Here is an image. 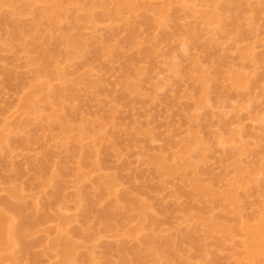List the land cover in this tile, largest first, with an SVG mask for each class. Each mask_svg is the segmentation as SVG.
<instances>
[{"label": "rangeland", "instance_id": "rangeland-1", "mask_svg": "<svg viewBox=\"0 0 264 264\" xmlns=\"http://www.w3.org/2000/svg\"><path fill=\"white\" fill-rule=\"evenodd\" d=\"M37 1L19 0L14 6L7 3L0 7V211L7 209L8 202L16 203L28 219L35 215L33 204L38 209L31 218L33 225L29 220L26 237L32 252L29 249L24 254L17 247L18 253L15 248V262L55 263L50 243L66 224L69 238L77 244L76 255L83 256L78 257V264H155L152 255L168 242L173 243L169 247L175 249L174 255L171 248L166 250L177 258L176 264H244V260L251 264L245 255L250 228L244 230L264 219V0H132L131 9L121 13L125 0ZM58 6L65 14L57 15L54 10ZM209 16L214 23L208 21ZM11 18L20 19L29 28L27 35L20 36L24 44L19 39L23 48L19 42L15 48L10 45L16 38ZM78 35L86 45L78 40L74 47L77 44L72 39ZM46 50L57 51L48 67L54 65L51 74L57 72L62 78L50 75L46 78L49 82L44 80L55 89L57 101L53 94L49 98L50 90L42 92L47 87L43 88L37 59ZM232 76L235 82L230 80ZM203 77H207L204 82ZM237 77L243 80L242 85ZM213 78L215 83L209 82ZM89 79L94 81L92 85ZM206 84L210 88L206 87L205 94L202 87ZM38 90L44 95H38ZM30 91L39 98L34 96L37 108L26 111L24 100L32 95ZM202 93L207 107L203 109L202 103L198 109L196 102ZM47 97L49 104L44 100ZM66 120L73 127L69 136L61 129ZM28 124V129L23 127ZM81 127L88 128L83 131L89 137L83 142L85 133H81L78 146L74 139L83 132ZM64 133L72 141L62 137ZM186 139L190 141L186 143ZM91 142L99 148L100 156L93 150L99 161L97 171L83 165V151L89 150ZM183 142L190 146L188 154ZM161 158L165 175L160 172ZM237 162L242 164L240 169ZM83 173L84 180L79 183L78 175ZM107 176L117 181L113 195L97 182ZM78 194L81 203L75 197ZM141 201L148 206L142 205L149 208L152 221L143 222L145 218L139 216L147 211L141 208ZM114 203L117 208L123 205L117 210ZM13 207L7 212L14 211ZM104 218L114 219L115 224ZM141 225L142 235L138 233ZM146 240L159 246L153 250ZM145 247L149 248L148 256ZM137 248L141 252L133 253ZM167 252L162 256L159 252L161 264H175ZM261 262L255 264H263V259Z\"/></svg>", "mask_w": 264, "mask_h": 264}, {"label": "bare ground", "instance_id": "bare-ground-1", "mask_svg": "<svg viewBox=\"0 0 264 264\" xmlns=\"http://www.w3.org/2000/svg\"><path fill=\"white\" fill-rule=\"evenodd\" d=\"M41 1H42V0H40L39 2L42 4ZM17 2L19 3V0H0V4H1L0 7H1L2 5L7 4V3H9V4H11V5L14 6V5L18 4ZM37 2H38V1H37ZM39 2H38V3H39ZM35 3H36V2H35ZM120 3H121V2H120ZM133 3H134V2H133ZM23 4L25 5V3H23ZM23 4H22V2H21V6H22ZM122 4H123V5H122V10L119 8V7H121V5H120V6H119V5L117 6V7H118L117 10L120 9V13H121V11H123V10H128V8L131 9V5H132V6L134 5V4H132V0H125V3H124V1H123ZM19 5H20V4H19ZM31 5H32L31 1H28L27 6L30 8ZM35 5H36V4H35ZM102 6H103V5H102ZM5 8H6V7H5ZM5 8H3V9H5ZM20 8H21V7H20ZM24 8H25V7H24ZM41 8H42V6H41ZM53 8H54V7H53ZM55 8H56V9H55L54 11H55V12L57 11V12H56L57 15H59L58 13L64 11V8L62 9V11H60L62 7L59 8V6H58V7H55ZM123 8H127V9H123ZM1 10H2V9H1ZM1 10H0V11H1ZM11 10H12V9H11ZM20 10H21V9H20ZM24 10H25V9H24ZM21 11H22V10H21ZM24 12H25V11H24ZM40 12H43V11H40ZM48 12H50V11H48ZM117 12L119 13V11H117ZM25 13H26V12H25ZM50 13H51V12H50ZM62 13H63V12H62ZM62 13H61V14H62ZM120 13H119V15H120ZM20 14H21V13H20ZM41 14H42V13H41ZM53 14H54V13H53ZM64 14H65V11H64ZM43 15H44V14H43ZM55 15H56V14H55ZM55 15H54V17H55ZM57 15H56V16H57ZM117 15H118V14H117ZM22 16H25V15H24V14L21 15L20 18H21ZM210 16L212 17L213 15H210ZM210 16H209V19H211V20L208 19V21H209L210 23H211V22L214 23V22L212 21V20H214V18H217V19H218V17H214L215 15L213 16V17H214L213 19H212ZM6 17H7V15H6ZM9 17H10V16H9ZM9 17H8V18H9ZM12 17H13V16H12ZM14 17H15V16H14ZM14 17H13V18H14ZM41 17H43V16H41ZM47 17H48V16H47ZM58 17L60 18V17H62V16L60 15V16H58ZM13 18H11L10 20L15 21L16 19H13ZM23 18H24V17H23ZM23 18H21V21H22ZM44 18H46V15H45ZM49 18H50V20L52 19L51 16H50ZM49 18H48V19H49ZM207 18H208V17H207ZM217 19H215V20H217ZM46 20H47V19H46ZM54 20H55V19H54ZM57 20H58V18L56 19V21H57ZM13 21H12V23H13ZM51 21H52V20H51ZM48 22H49V21H48ZM58 22H59V21H58ZM50 23H51V22H50ZM52 23H53V22H52ZM14 24H15V27L13 26L14 28H13V27H12V28H13L15 31L13 30V32L15 33V34H14L15 37L18 38V39L15 38L16 41H15V40L13 41L14 44H12V41H10V45H11V46L13 45L14 48H15V47H16V46H15V43H16V44H19V43H20V44H19L20 46H19V45H18V46L23 48L24 45H22L21 42H19V39L22 40V43L24 42L23 39H22V37L20 38V36H25V34L27 35V32L29 31V28L26 26V24L24 25L23 23H21V22H20V19H19L18 21H15V22L13 23V25H14ZM53 24H54V23H53ZM56 24H57V22H56ZM58 24H59V23H58ZM51 25H52V24H51ZM56 26H57V25H56ZM57 27H58V26H57ZM30 28H32V27H30ZM33 29H34V28H32V30H33ZM32 30H31V31H32ZM28 34H29V33H28ZM33 36H34V35H33ZM76 38H77V39H76ZM76 38H73V39H72V41L74 40V42H76V43H74V44H77V41H78V40H79V41H82V40H83V38H82V40H80L81 37H79V35H78V37H76ZM10 40H11V39H10ZM65 40H66V39H65ZM69 41L71 42V39H70ZM18 42H19V43H18ZM82 43H84V41H82ZM23 44H24V43H23ZM59 44H60V43H59ZM65 44H66V42H65ZM71 44H73V42H71ZM21 45H22V46H21ZM79 45H80V43H79ZM84 45H86V44L84 43ZM77 46H78V44H77L76 46H74V47H77ZM80 46H81V45H80ZM82 46H83V45H82ZM58 47H59V46H58ZM12 48H13V47H12ZM36 48H37V47H36ZM49 48H50V50H51V47H49ZM63 48H64V47H63ZM81 48H83V47H81ZM81 48H80V49H81ZM17 49H19V48H17ZM53 49H54V48H53ZM56 49H57V48H56ZM15 50H16V49H15ZM57 50H58V49H57ZM47 51H48V50H46V51H41L40 54H39V57H38V59H37L38 64H40V66H41V67H40L39 74L41 73V76L44 77L43 79H42V78H41V79H42V81L47 80L48 77H51L50 75H53V77H54V75H56L57 77H56V76H55V77H56L57 79H59V78H60L59 73H58L59 78H58L57 72H56V74H51V72H52L53 70H55V68H56V67H54V65H53V64H55V63H54L55 61H54L53 64H52V65H53V67H52L53 70H51L52 68H49V67H50L49 64H50L53 60H55L54 57H55L57 54H56L54 57H53V55H54L57 51H56L55 53H52L51 51H50V52H49V51L47 52ZM52 51L54 52L55 50H52ZM246 51H248V52H246ZM249 51H250V49H249V50H245L244 53H245V56H246V57H245V56H242L244 59L248 57V56H247V53H249ZM60 52H61V51H60ZM244 53H243V54H244ZM52 54H53V55H52ZM52 65H51V66H52ZM28 66H29V65H28ZM38 66H39V65H38ZM48 66H49V67H48ZM3 69H4V68H3ZM29 69H30V68H29ZM49 69H50L51 71H50ZM56 70H57V69H56ZM4 71H5V70H4ZM1 72H2V70H1ZM219 72H220V71H219ZM232 72H233V71H232ZM238 72H239V71H238ZM238 72H237V75H238ZM5 73H6V72H5ZM11 73H12V71H11ZM13 73H14V72H13ZM234 73H236V72H234ZM7 74H8V76L12 77L11 74L9 75V70H8V73H7ZM216 74H219V73H216ZM216 74H215V75H216ZM242 74L244 75V73H242V72H240V74H239V75L241 76V78L244 77ZM3 75H4V74H3ZM33 75H34V74H32V76H33ZM41 76H40V77H41ZM89 76H90V75H89ZM89 76H88V78H91V77H89ZM216 76H217V75H216ZM55 77H54V78H55ZM200 77H201V76H200ZM232 77L234 78L235 76H232ZM232 77L230 78V80H234V82H235V81H236L235 78L232 79ZM7 78H8V77H7ZM13 78H14V77H13ZM46 78H47V79H46ZM61 78H62V77H61ZM61 78H60V79H61ZM203 78H204V77H203ZM205 78H206V79H205ZM205 78L203 79V82L207 80V77H205ZM215 78H216V77H215ZM215 78L212 79L213 81H212V80L210 81V79H208V80H209V82H211V83H212V82L215 83V82H214ZM41 79H40V80H41ZM50 79H51V78H50ZM60 79H59V80H60ZM199 79H200V78H199ZM199 79H198V82H199L200 84H202V79L200 80L201 82L199 81ZM236 79H237V83L240 84L239 81H241L242 79L238 80L239 77H237ZM63 80H64V79H63ZM89 80H90V81H89ZM89 80H88V81L90 82V84H91V82H94V81H91V79H89ZM61 81H62V80H61ZM64 81H65V80H64ZM216 81H217V80H216ZM245 81H246V82L249 81V80H248V77L246 78ZM44 82H45V81H44ZM44 82H42L43 88L46 89V87H47V90L45 91V90L43 89L42 92L47 93V91L50 90V91L48 92V93H49L48 96H49L50 99H51V96H53V95L56 96V92H54L55 89H54V88H53L54 90L52 89V85H51V87H50V85H48L49 83L47 84L46 82H45V83H44ZM47 82H49V81L47 80ZM231 82L233 83V81H231ZM67 83H68V82H66V84H67ZM87 83H88V82H87ZM206 83L208 84V82H206ZM237 83H236V84L233 83V84H234L235 86H236V85L238 86ZM242 83H243V80H242V82H241L240 85H242ZM46 84H47V85H46ZM92 84H93V83H92ZM92 84H91V85H92ZM204 84H205V83H204ZM207 84H206V85H203V87H202V92H203L204 90L206 91V87L208 86ZM217 84H218V83H217ZM246 84H247V83H246ZM30 85H31V84H30ZM210 85H211V84H210ZM215 85H216V84H215ZM240 85H239V86H240ZM243 85H244V84H243ZM66 86H68V85H66ZM204 86H205V88H204ZM211 86H212V85H211ZM237 86H236V88H237ZM30 87H31V86H30ZM38 87H39V86H37V88H38ZM208 87H209V86H208ZM220 87H221V86H220ZM244 87H245V86H244ZM37 88L35 87L36 90H37ZM61 88H62V87H61ZM200 88H201V87H200ZM209 88H210V87H209ZM217 88H218V89H221V88H219V86H218ZM238 88H239V87H238ZM240 88H242V87H240ZM38 89L40 90V88H38ZM69 89H70V88H69ZM213 89H214V88H213ZM33 90H34V89H33ZM39 90H38V91H39ZM52 90H53V91H52ZM57 90H58V89H57ZM63 90H64V89H62V91H63ZM208 90H209V89H208ZM73 91H74V90H73ZM205 91H204L203 93H205ZM218 91L220 92V90H218ZM30 92H31V91H30ZM33 92H35V90H34ZM42 92L39 91L37 94L39 95V94H41ZM51 92H53V93H51ZM213 92L215 93V90H214ZM223 92H225V90H223ZM31 93H32V92H31ZM35 93H36V92H35ZM203 93H202V96L200 95V96H201L200 98H202V99H199L200 101L197 99L198 101L196 102V103L199 102V104H196V106H198V109L200 108V106H202V105L205 103L206 95H203ZM27 94H28V93H27ZM33 94H34V93H32V95H31L29 98H27V97H28V96H27V97H26L27 100H24V101H25V109H26V111H30V109H32V106L35 107L36 103H38V101L35 99L36 94H34V95H33ZM51 94H53V95H51ZM205 94H206V93H205ZM208 94H210V93L208 92ZM216 94H217V93H216ZM220 94H221V93H220ZM222 94H223V93H222ZM41 95H44V94L42 93ZM50 95H51V96H50ZM32 96H33V97H32ZM34 96H35V97H34ZM204 96H205V97H204ZM208 96H209V95H208ZM37 97H38V96H37ZM37 97H36V98H37ZM42 97H43V96H42ZM44 97H46V95H45ZM71 97H72V96H71ZM24 98H25V97H24ZM26 98H25V99H26ZM38 98H39V97H38ZM38 98H37V99H38ZM49 98L47 97L48 100H46V98L44 99V100L46 101L47 104H49V103H48V102L50 101ZM198 98H199V97H198ZM224 98H225V96H224ZM52 99H53V98H52ZM58 99H59V98H58ZM203 99H204V100H203ZM202 100L204 101V103H203ZM208 100H209V99H208ZM39 101H40V100H39ZM54 101H55V100H54ZM54 101L52 100V102H54ZM56 101H57V96H56ZM59 101H60V100H59ZM59 101H58V102H59ZM206 101H207V99H206ZM52 102H51V103H52ZM59 103H60V102H59ZM202 103H203V104H202ZM52 104H53V103H52ZM55 105H56V104H55ZM204 105H205V104H204ZM204 105H203V109L207 107L206 105H205V106H204ZM48 106H49V105H48ZM35 108H37V107H35ZM53 108H56V106L53 107ZM39 109H40V108H39ZM200 109H202V107H201ZM32 110H33V109H32ZM32 110H31L30 113L33 112ZM42 110H43V109H42ZM55 110H56V111H55ZM55 110H54V112H55V114H56V112H57L58 109H55ZM36 112H37V111H36ZM36 112H35V115H36ZM66 112H68V111H66ZM66 112H65V113H66ZM40 113H41V112H40ZM40 113H39V114H40ZM32 114H33V113H32ZM57 114H58V113H57ZM67 114H68V113H67ZM67 114H66V115H67ZM40 115H41V114H40ZM57 116H58V115H57ZM64 117H66V116H64ZM67 117H68V115H67ZM67 117H66V119H67ZM193 117L196 118V116H194V115H193ZM193 117H192L191 119H194ZM34 118H35V117H34ZM196 119H198V116H197ZM22 120H23V119H22ZM34 120H35V119H34ZM194 120H195V119H194ZM194 120H193V121H194ZM20 122H21V120L19 121V123H20ZM25 122H26V121H25ZM62 122H64V120H63ZM86 122H87V121H86ZM86 122H85V123H86ZM87 123H88V122H87ZM22 124H25V123H22ZM60 124H61V123H60ZM81 124H82L81 126H83V122H82ZM88 125H89V124H88ZM12 126H13V125H12ZM17 126H18V125H17ZM20 126H21V125H20ZM28 126H29V124L26 125V126H23V127L26 128V127H28ZM30 126H31V125H30ZM58 126H59V125H58ZM72 126H73V125H72ZM84 126H86V125L84 124ZM90 126H91V125H90ZM15 127H16V126H15ZM23 127H22V129H24ZM79 127H80V125H79ZM87 127H89V126H87ZM28 128H29V127H28ZM28 128H26V129H28ZM59 128H60V127H59ZM77 128H78V127H77ZM84 128H85V127H84ZM84 128L82 129V127H81L82 130H81V129H80V130L83 131ZM61 129H62V130L64 129L66 132H69V134H68V136H69V135L71 134L70 131L73 130V127H71V125L68 124V123H67V120H66V122H65L64 124H62V128H61ZM61 129H59V130H60L61 133H63V132L61 131ZM71 129H72V130H71ZM85 129H88V128H85ZM9 130H10V129H9ZM15 130H16V129H14V130L12 131V133H14ZM64 130H63V131H64ZM80 130H78V131H80ZM24 131H25V130H24ZM86 132H87V131H86ZM4 133H5V132H4ZM81 133L83 134V133H85V132H84V131H83V132H80V133H79V136L75 135V136H77L76 138H75V136H74V138H75V139H74V142H78V146H79V143H81V138H82V136H83V137L85 136L84 138H82L83 142L86 141V140L84 141V139H88V138H86L87 136L89 137V134L87 135V133H85V135H82V136H81V135H80ZM2 134H3V133H2ZM63 135H64V136H63ZM65 135H66L65 133L62 134V137H67V136H65ZM5 136H6V135H5ZM5 136H3V137L6 138L8 135H7L6 137H5ZM1 137H2V136H1ZM9 137H10V136H9ZM9 137H8V138H9ZM4 138H3V139H4ZM8 138H7V139H8ZM68 138H69V140L72 141V139H70L71 137H67V139H68ZM64 139H65V138H64ZM67 139H65V141H66ZM90 139H91V137H90ZM192 139H193V138H191V140H192ZM8 140H9V139H8ZM69 140H68V141H69ZM187 140L190 141V139H186V140H185L186 143H188ZM95 141H96V140L94 139V142H95ZM193 141H194V140H193ZM193 141H192V142H193ZM5 142H6V141H5ZM74 142H73V144H74ZM91 143H92V142H91ZM96 143H97V142H96ZM183 143H184V144H183ZM183 143H182V145L185 146V142H183ZM5 144H6V143H5ZM75 144H77V143H75ZM93 144H94V143L90 144L89 146H91V145H93ZM89 146L87 147V149H89L88 151L85 149L86 147L83 148V149H85V150L83 151V153L86 152V153L88 154V155H87L86 153H84V154H85V158H84L85 160H83V162H84L83 165H85V164H86V165L89 164V165L91 166V170L95 169V170L97 171L98 169H96V167H97V163H99V161H98V159H96V158H97L96 155L99 153V152H98V151H99V150H98L99 148H98V145H96V144L93 145L94 147L91 146L92 149L89 148ZM74 147H75V146H74ZM76 147H77V146H76ZM76 147H75V149H77ZM188 147H190L189 144L186 145L184 148L181 146V148L185 149L184 152H185L186 154H188L187 152H189V151L191 150V149H188ZM78 148H80V147H78ZM93 148H94V149H93ZM96 149H97V151H96ZM79 150H80V149H79ZM93 150H94V152H96V155L93 154ZM0 151H1V149H0ZM181 151H182V150H181ZM83 153H82V154H83ZM92 155H94V156H92ZM98 155H99V154H98ZM98 155H97V156H98ZM183 155H184V154H183ZM82 156H83V155H82ZM88 156H89V157H88ZM99 156H100V155H99ZM187 156H188V155H187ZM92 157L95 158V159H94L95 161L93 160ZM158 157H159V156H158ZM158 157H157V160H158ZM189 157H190V156H189ZM87 158H88V159H87ZM155 158H156V157H155ZM155 158H154V159H155ZM159 158H160V157H159ZM183 158H185V157L183 156ZM89 159H90V160H89ZM162 159H163V158H161L160 161H161ZM188 159H189V158H188ZM46 160H47V159H46ZM87 160L90 161L91 163L88 162ZM181 160H182V159H181ZM185 160H186V159H185ZM96 161H97V162H96ZM85 162H87V163H85ZM155 162H156V161H155ZM161 162H163V164H161L162 167H163V169H161V170H163V171H160V172H164L162 175H165V170H167V169L164 170V167H165V166H163L164 163H165V161L163 160V161H161ZM157 163H158V162H157ZM157 163H156V164H157ZM159 163H160V162H159ZM159 163H158V164H159ZM237 163H238L237 166H238V168L240 169L239 166H241L242 164L240 165L239 162H237ZM45 164H46V163H45ZM158 164H157V165H158ZM166 164H167V163H166ZM166 164H165V165H166ZM86 165H85V167H88V165H87V166H86ZM65 166H66V164H65ZM90 166L88 167L89 169H90ZM40 167H41V166H40ZM46 167H47V165H46ZM159 167H160V166H159ZM170 167H174V166H170ZM170 167H169V168H170ZM42 168H44V167L42 166ZM66 168H67V170H68V167H66ZM241 168H242V170H243V166H242ZM37 169H38V168H37ZM39 169H40V168H39ZM174 169L178 170L179 168L177 169V167H176V168H174ZM244 169H245V168H244ZM65 170H66V169H65ZM157 170H160V169H157ZM172 170H173V168H172ZM172 170L170 169V171H169V172H170V174H169L170 176H171V173L174 171V170H173V171H172ZM38 171L40 172V170H38ZM179 171H180V169H179ZM244 171H245V170H244ZM244 171H243V172H244ZM246 171H247V170H246ZM42 172H43V171H42ZM80 172L82 173V170H81ZM83 172H84V171H83ZM94 172H95V171H94ZM156 172H158L159 174H161L159 171H156ZM166 172H168V171H166ZM176 172H177V171H176ZM176 172H175V173H176ZM238 172L240 173V171H238ZM243 172H242V173H243ZM247 172H248V171H247ZM247 172H246V174H248ZM84 173H85V172H84ZM84 173H83V174H84ZM40 174H42V173L40 172ZM78 174H79V173H78ZM83 174H82V175H83ZM82 175H81V174L78 175V176H80L79 178H81L80 180L78 179V180H79V183H80V182H83V180H84V179L82 180V178L85 177V174H84L83 176H82ZM166 175H167V173H166ZM244 175H245V173H244L242 176L244 177ZM38 176H40V175H38ZM38 176H37V177H38ZM59 176H60V175H59ZM61 176H62V175H61ZM61 176H60V178H61ZM78 176H77V178H78ZM81 176H82V177H81ZM240 176H241V173H240ZM42 177H43V176H42ZM165 177H166V176H165ZM167 177H168V176H167ZM57 178H59V177H57ZM60 178H59V179H60ZM43 179H44V178H43ZM53 179H54V177H52V180H53ZM64 179H65V178H64ZM99 179H100V178H99ZM38 180H39V179H38ZM57 180H58V179H57ZM78 180H76V181H78ZM53 181H56V180L54 179ZM62 181H63V180H62ZM115 181H116V180H114L113 177H111V176H110V177L107 176V177H103V178H101V179H100L99 181H97V182H99V185H100L101 187H104V189H106L109 193H111V194L113 195V193L115 192V189H116V187H115ZM195 181L197 182L198 180H195ZM116 182H117V181H116ZM56 183H57V182H56ZM59 183H60V182H59ZM61 183H63V182H61ZM97 184H98V183H97ZM56 185H57V187H58V184H56ZM59 185H60V184H59ZM61 185L63 186L64 183L61 184ZM77 185H79L78 182H77ZM197 185H199V184L197 183ZM81 186H82V185H81ZM116 186H118V185H116ZM197 187H198V186H197ZM199 188H202V186H200ZM60 189H61V188H60ZM202 189H203V188H202ZM204 189H206V187H205ZM207 189H209V188L207 187ZM81 190H82V189H81ZM93 190H94V189H93ZM197 190H198V189H197ZM211 190H212V189H211ZM14 191H15V190H14ZM59 191H60V190H59ZM199 191H200V189H199ZM202 191L204 192L205 190H202ZM212 191H213V190H212ZM212 191H211L210 194H213ZM11 193H13V190L11 191ZM109 193H107V194H109ZM207 193H209V192L207 191ZM115 194H117V193H115ZM127 194H128V193H127ZM201 194H202V193H201ZM203 194H204V193H203ZM99 195H100V194H99ZM125 195H126V194H125ZM204 195H205V198H206V200H207V194L205 193ZM214 195H215V194H214ZM214 195H212V196H214ZM115 196H117V195H114V198H116ZM209 196H210V195H209ZM235 196H236V195H235ZM19 197H20V196H18V198H19ZM75 197H76V199H77L78 202H80L81 199H82V198H81L82 196H81L80 194H78V195L75 196ZM120 197H121V195H120ZM124 197H125V196H124ZM126 197H127V196H126ZM21 198H22V200L24 201L23 197H21ZM111 198H113V197H111ZM127 198H128V197H127ZM212 198H213V197H212ZM8 199H10V197H8ZM19 199H20V198H19ZM118 199H119V201L115 199V201H113V202H115V203H116L117 201L120 202V198H118ZM20 200H21V199H20ZM123 200H124V199H123ZM123 200H121V203H122ZM208 200H209V198H208ZM8 201H9V200H8ZM10 201H12V199H11ZM23 201H21V202H23ZM102 201H103V200H102ZM125 201H126V200H125ZM12 202H13V201H12ZM24 202H26V201H24ZM34 202H35V201H34ZM49 202H50V201H49ZM97 202H98V201H97ZM126 202H127V201H126ZM128 202H129V201H128ZM13 203H14V202H13ZM18 203H19V201H18ZM80 203H81V202H80ZM115 203H114V208H116L117 210H118V208L120 209V207L123 205V204L121 205V203H120V205H119L120 207L117 208V207H115V205H116V206H118V205L115 204ZM141 203H142V201H141ZM141 203H140V204H141ZM143 204H145V203H142V204H141V208L143 207V210H146V209H147V211H143V212L141 211V212H140V210H142V209H141V208L139 209V212H140V213H138V214H140L139 216L142 215V217L145 218V219H142V217H140V219L144 220L143 222H146V220H147V222L152 221V220H151V217L149 216V210H148L149 208H144V206H145V207H148V206H147L146 204H145L144 206H142ZM7 205H8V206H7V209H8V210H10L9 207L12 208V205H13L15 208L13 207L14 211H11V212H10V211L7 212V209H6V210L4 209L5 207L3 208V210H5V211H2V209H1V211H0V263H1L2 261H4V260H7V261H9V262H11V263L13 262L14 264H17V261L15 262V259H16V258H14L15 256H13V255H15V254H12V252H13V250L16 248L17 250H16V249H15V250L18 251V253H19L20 250H18V248H17V247H19V249L23 250V253L26 254V253L28 252V250L30 249V247H29L30 244H29L28 242H26V241H28V240H26V239H27L26 237H28V235H29V229H30V225H29V224H30V221H29V220L32 221L31 218H32L33 216L35 217V215H36V211H38V209H37V207L34 206V204H33L34 208H33V206L31 205V206H32L31 209L34 211L35 215L32 213V214H33L32 217L30 218V216H29L28 219H27V218H26L27 216H26V217L22 216V215H23V212H22L23 209H22V207H19V206L17 207V206H15V205H17L16 203H15V205H14V204H12L11 202H10V203L8 202ZM9 205H10V206H9ZM19 205H21V204H19ZM24 205H25V204H24ZM94 205H95V204H94ZM124 205H126V207H127L129 204H125V203H124ZM111 206H113V205L111 204ZM16 207H17V208H16ZM23 207H25V206H23ZM49 207H50V206H49ZM51 207H52V206H51ZM89 207H90V206H89ZM92 207H94V206L92 205ZM100 207H102V205H101ZM109 207H110V206H109ZM94 208H95V207H94ZM124 208H125V207H124ZM129 208H130V207H129ZM129 208H125V209L128 210ZM13 209H12V210H13ZM18 209H20V210H18ZM34 209H35V210H34ZM36 209H37V210H36ZM116 209H115V210H116ZM21 210H22V211H21ZM96 210H97V209L95 208L94 211L96 212ZM98 210H99V209H98ZM106 210H107V209H106ZM115 210H114V212H116ZM122 210H123V209H122ZM24 211H25V210H24ZM33 211H31V212H33ZM90 211H92V210L90 209ZM94 211H93V212H94ZM109 211H110V210H109ZM125 211H126V210H125ZM125 211H123V212H125ZM13 212H15V213H13ZM21 212H22V213H21ZM86 212H87V211H86ZM97 212H98V211H97ZM126 212H127V211H126ZM126 212H125V213H126ZM146 212H148V214H146ZM25 213H26V212H25ZM89 213H91V212H89ZM89 213H88V214H89ZM101 213H102V212H101ZM104 213H105V212H104ZM109 213H110V212H109ZM121 213H122V212H121ZM88 214H87V215H88ZM112 214H114V213H111L110 215H112ZM150 214H151V212H150ZM238 214H239V213H238ZM15 215H16V216H15ZM24 215H25V214H24ZM90 215L93 216V214H90ZM97 215H98V213H97ZM108 215H109V214H108ZM151 215H152V214H151ZM236 215H237V214H236ZM18 216H19V217H18ZM94 216H95V215H94ZM103 216H104V215H103ZM112 216H113V215H112ZM115 216H116V214L114 215V217H115ZM117 216H118V215H117ZM117 216H116V217H117ZM139 216H138V219H139ZM107 217H108V216H107ZM109 217H111V216H109ZM114 217H111V218H114ZM116 217H115V218H116ZM148 217H149V219H147ZM18 218H19V219H18ZM100 218H101V217H100ZM115 218H114V219H115ZM261 218H262V217H261ZM263 218H264V217H263ZM33 219H34V218H33ZM104 219H105L106 221H107V220L109 221L108 218H104ZM114 219H110L111 222H110V221H109V222L107 221L108 224L110 223V225L112 224V226H113V223L115 224V222H112V220L114 221ZM152 219H154V218H152ZM258 219H259V218H258ZM71 220H72V219H71ZM148 220H149V221H148ZM259 220H260V221H258V223H256L257 221H256V222L254 221V223H256L257 225L255 224V226H251V225L249 224L248 226H250V227H248V226L246 225L247 228H245V230H244V231H246V229L248 230V229L250 228V230H248V236H249V237L246 235V236L248 237V238H247V241H248V239H249V241H248L249 243H247V244H248L247 246H249V250H248V251L246 250V251L248 252V254L245 253L246 257L248 256L249 259H248V258H245V257H244V259H248L249 261H247V262H249V263H251V264L260 263V262L262 261V259H263V261H264V219H263V220H262V219H259ZM68 221H69V220H68ZM100 221H104V220H100ZM155 221H156V220H155ZM211 221H212V219H211ZM34 222H35V221H34ZM34 222L32 221L31 224L33 225ZM104 222H105V221H104ZM107 222H106V223H107ZM117 222H119V221L116 220V223H117ZM212 222H213V221H212ZM101 223H102V222H101ZM119 223H120V222H119ZM119 223H118V224H119ZM150 223H151V222H150ZM153 223H154V222H153ZM254 223L252 222V225H254ZM69 224L71 225V222H70ZM108 224H107V227H108ZM145 224H146V223H145ZM145 224H144V225H145ZM147 224H148V223H147ZM147 224H146V225H147ZM222 224H223V222L221 223V225H222ZM224 224H225V223H224ZM70 225H69V226H70ZM102 225H104V224L102 223ZM209 225H210V223H209ZM211 225H212V223H211ZM216 225H218V224L215 223V228L218 229L219 226L217 227ZM115 226H117V225H115ZM33 227H34V226H33ZM107 227H106V230H107ZM110 227H111V226H110ZM146 227H147V226H146ZM240 227H241V226H240ZM114 228H115V227H114ZM209 228H210V227H209ZM110 229H111V228H109L108 230L110 231ZM115 229H116V228H115ZM137 229H138V228H137ZM140 229H141V230L138 232L139 234H140V232L144 229V228L142 229V225H141V228H140ZM211 229H212V227H211ZM221 229L224 230V232L227 230L225 226H221ZM243 229H244V227H243ZM243 229H242V230H243ZM215 230H216V229H215ZM219 230H220V228H219ZM79 231H80V230H78V232H79ZM143 231H144V230H143ZM143 231H142V232H143ZM211 231H212V230H211ZM211 231H209V233H210ZM240 231H241V230H240ZM81 232H82L83 234H85V233H84L85 231L82 230ZM220 232H221V231H220ZM136 233H137V232H136ZM136 233H135V234H136ZM138 233H137L136 235H138V236L142 235V234L139 235ZM213 233H214V230H213ZM231 233H232V232H231ZM246 233H247V232H246ZM69 234H70V233H69ZM214 234H215V233H214ZM219 234H220V233H219ZM70 236H71V235H70ZM79 236H80V235H79ZM81 236H82V235H81ZM132 236H133V235H132ZM134 236H135V235H134ZM138 236H137V237H138ZM187 236H188V235H187ZM137 237H136V238H137ZM81 238H83V236H82ZM81 238H80V239H81ZM145 239H146V238H145ZM150 239H151V238H150ZM152 239H153V238H152ZM133 240H134V239H133ZM137 240H139V238H138ZM142 240H143V239H142ZM169 240H170V239H169ZM146 241H147V240H146ZM150 241H151V240H150ZM154 241H156V240L154 239L153 242H154ZM163 241H164V240H163ZM139 242H141V241H139ZM153 242H151V243L153 244ZM156 242H157V241H156ZM161 242H162V241H161ZM192 242H194V241L192 240L191 243H192ZM26 243H28L29 245L26 244ZM141 243H142V242H141ZM151 243H148V241H147V245L150 246L149 248L152 247L151 249H153V247H154V248H157V247L159 246V245L156 246V245H154V244H153V246H152ZM163 243L165 244V242H163ZM166 243H167V242H166ZM170 243H171V242H170ZM170 243L168 242V243H167L168 245H166V244L164 245V246H166V248H164V246H163V248H160V249L157 248V249L155 250V252H154L155 255H154V254L152 255V251H153L154 249H153V250L150 249L149 254H151L152 257L155 256V259H156L157 264H161V262H162V261H160V259H162V257H161L160 259H159V257H158V256H159V255H158L159 252H160L161 256H162V254H165V251L167 252L166 249H167V248H168V249L171 248V247H169V246L173 244V243H172V244H170ZM197 243H198V242H196V245H197ZM145 244H146V243H145ZM21 245H22L23 247H21ZM27 245H28V246H27ZM140 245H141V244H140ZM140 245H139V246H140ZM192 245H193V244H192ZM50 246H51V247H49V248H51V249H49V251H50V250H51V251L53 250L52 252H55L56 257H57V259H56L57 261H56L55 263H53V264H76V263L78 264V262H79V261H78V257L81 259V256H82V255H80V256H79V255H78V256L76 255V252H77V250H76V246H77V244H75V242H73V240H71V239L69 238V235H68V232H67V229H66V224L63 225V226H61V227L58 229V238L55 239V240L53 239V241L50 243ZM172 246H173V245H172ZM175 246H176V245H175ZM20 247H21V248H20ZM136 247H137V246H136ZM140 247H142V246H140ZM146 247H147V246H146ZM146 247H145V248H146ZM194 247H195V246H194ZM22 248H23V249H22ZM79 248H80V247H79ZM138 248H139V247H138ZM138 248H137V250H138ZM149 248H146V252H145V253L147 254V256H148V250H149ZM198 248H199V246H198ZM47 249H48V248H47ZM77 249H78V248H77ZM125 249H126V248H125ZM135 249H136V248H135ZM147 249H148V250H147ZM161 249H162V251H161ZM172 249H174V248H171V249L169 250V252L172 253ZM15 250H14V253H17V252H15ZM25 250H27V251L24 252ZM30 250H31V249H30ZM143 250H144V249H143ZM174 250H175V249H174ZM49 251H48V252H49ZM51 251H50V253H51ZM124 251H125V250H124ZM128 251H129V250L125 251V253H126L127 255L129 254ZM20 252H21V251H20ZM31 252H32V250H31ZM139 252H141V249L138 250V251L134 250L133 253L138 254ZM169 252H167V253H168L167 255L170 254L169 257H170V256H171V257H170V259H169L168 256L166 255V256H167V259H169V260L171 261V263L174 262V261L176 262L175 259H177V258H175V259L172 258L174 254L172 253V254H173V255H172V254L169 253ZM173 252L177 253L176 251H173ZM123 253H124V252H123ZM145 253H143V255H144ZM179 253H180V252H179ZM29 254H30V253H29ZM78 254H79V251H78ZM89 254L93 255L92 253H89ZM140 254H142V253H140ZM146 254H145V257H144L145 259L143 258L145 261H146V258H147V257H146ZM27 255H28V254H27ZM132 255H134V254H132ZM245 255H244V256H245ZM52 256H53V255H52ZM89 256H90V255H89ZM89 256H87V257L89 258ZM93 256H94V255H93ZM123 256H124V255H123ZM138 256H139V255H138ZM53 257H54V259L56 258L55 256H53ZM82 257H83V256H82ZM130 257H131V255H130ZM150 257H151V256H150ZM152 257H151V258H152ZM88 258H87V259H88ZM91 258H92V260H93V257H91ZM123 258H124V257H123ZM125 258H127V257L125 256ZM125 258H124V259H125ZM35 259H36V258H35ZM129 259H130V258L128 257V260H129ZM37 260H38V259H37ZM90 260H91V259H90ZM107 260H108V259H107ZM169 260H168V261H169ZM172 260H173V261H172ZM258 260H259V261L261 260V261L258 262ZM38 261L40 262V259H39ZM77 261H78V262H77ZM87 261H89V260H87ZM125 261H126V259H125ZM168 261H167V263H168ZM170 261H169V262H170ZM207 261H208V260H207ZM36 262H37V261H36ZM82 262H83V261H82ZM130 262H132V261H130ZM130 262H129V263H130ZM138 262H139V261H138ZM140 262H141V261H140ZM153 262H155V260H154ZM156 262H155V264H156ZM175 262H174V263H175ZM2 263H3V262H2ZM86 263H87V262H86ZM91 263H92V262H91ZM93 263H94V262H93ZM111 263H112V262H111ZM113 263H114V262H113ZM208 263H209V262H208ZM208 263H206V264H208ZM261 263H262V262H261ZM33 264H34V263H33ZM37 264H39V263H37ZM87 264H88V263H87ZM107 264H108V262H107ZM130 264H131V263H130ZM141 264H143V263H141ZM144 264H145V263H144ZM172 264H173V263H172ZM175 264H176V263H175ZM244 264H245V260H244ZM246 264H247V263H246ZM263 264H264V263H263Z\"/></svg>", "mask_w": 264, "mask_h": 264}]
</instances>
